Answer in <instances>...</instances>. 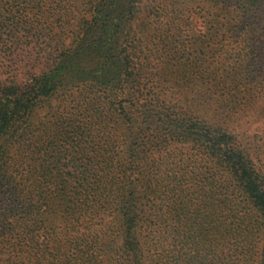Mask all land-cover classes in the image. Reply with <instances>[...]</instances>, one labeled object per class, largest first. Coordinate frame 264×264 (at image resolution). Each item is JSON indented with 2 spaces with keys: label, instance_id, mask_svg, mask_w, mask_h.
Masks as SVG:
<instances>
[{
  "label": "trees",
  "instance_id": "16d2710c",
  "mask_svg": "<svg viewBox=\"0 0 264 264\" xmlns=\"http://www.w3.org/2000/svg\"><path fill=\"white\" fill-rule=\"evenodd\" d=\"M156 1L0 0V70L8 73L7 84H0V141L10 128L14 134L17 125L22 155L30 146L27 138H36L30 129L33 109L44 97H52L77 80L83 81L86 91L96 87L102 91L104 104L123 114L131 128L135 123L130 115L141 111L146 128L154 131L144 139V134L139 132L138 136L130 129L128 167L122 169L119 180L112 178L106 185H101L99 179L106 166L105 160H99L100 153L93 151L85 156V147L80 145L76 146L81 151L77 155L70 151L74 144L68 147L65 166L71 171L67 174L70 178L61 181L59 197L64 210L59 218L70 226L68 232L77 233L69 241L75 251L71 255H61L55 241L53 250L46 252L55 224L39 231L49 222L43 220L40 210L44 209L46 219L52 218L48 212L52 211L54 197H43L42 191L35 194L32 185L28 189L25 182L32 173L25 175L19 189V206H5L9 215L15 217L19 213L16 225L23 246L25 242L34 244L23 251L20 246V252L28 254L19 255L17 264H264V140L259 146H252L233 122L239 114L237 95L241 94L244 81L237 70L250 58L256 59L257 67L264 71V0H160L174 14L172 23L187 14L186 20L196 14L202 21L210 22L206 33L209 39L217 35V29L228 28L227 36L219 40L224 43L226 39L228 48L219 53L217 65L197 74L199 87L213 86L218 91L225 81L229 83L227 94L212 96L216 106L212 117L186 105L185 92L172 102L167 95L162 98L149 89L142 110L129 98L131 91H138L142 85L137 74L151 62L152 50L145 46L146 35H152L150 41L158 37L162 43L158 51L163 55L162 67L158 68L161 75L172 74L174 62H178V71L183 73L185 65L180 60L203 45L202 38L196 44L187 34L181 33L176 39L170 29L156 30L150 21L158 14L150 9L160 3ZM162 8L166 9L165 4ZM141 16L146 17L138 21ZM188 22L193 24L191 19ZM165 24L170 27V22ZM197 55L202 61L205 52L201 58L199 52ZM228 58L232 63L230 70L226 67ZM113 63L118 64L119 72L109 73L100 84L106 65ZM253 78H247L252 91L263 93L258 97L241 95L245 104L260 101L264 107V82ZM20 79L25 84L19 96L13 98L9 89L18 88ZM101 97L86 102V111H91L89 123L95 113L102 112ZM203 98L210 99L209 95L197 99ZM126 100L127 106L123 102ZM69 123L73 131H81L74 119ZM60 131L64 133L63 129ZM174 142L198 148L211 163L212 171L200 177L174 169L163 174L162 162L151 157L154 152L147 156V143L160 149ZM40 167L42 175L55 168L45 171L44 165ZM107 212L110 220L103 224ZM3 214L0 212V216ZM93 225H101L98 232H92Z\"/></svg>",
  "mask_w": 264,
  "mask_h": 264
},
{
  "label": "rangeland",
  "instance_id": "374dc122",
  "mask_svg": "<svg viewBox=\"0 0 264 264\" xmlns=\"http://www.w3.org/2000/svg\"><path fill=\"white\" fill-rule=\"evenodd\" d=\"M156 2L160 3H155L153 7L150 8L153 12H158L156 16H152L150 19L153 26L155 25L154 28L156 30L161 28L170 29L169 32H172V34H174V38L176 37V39H179L181 33L187 34V37H189L190 40H196V44L202 38V41L204 40L203 45H201V48H193L192 53L187 52V55L180 60L183 65H185L183 73L178 71L181 70L178 62H174L175 66H173L172 70L175 74H169L168 72L165 73L167 74V76H165V74L161 75L158 73V68L162 67V64L160 63L163 55L158 52L161 51L160 48H162V43L158 41V37H156L154 41H150L152 39V35H146L145 46L152 50V55L149 57L151 62L145 66L141 74H137L141 79L142 85L138 91L132 90L129 98L135 101L136 107L139 110H142L144 109V104H146L145 99L147 96V90L149 89H152L155 93H159L162 98L167 95L168 100L172 102H175V98L180 97L181 94L185 92L184 97L187 98V101L185 100L184 103L186 105H190L194 109L201 110L200 112H206L207 117H212L213 112H215L213 110L216 108L212 96L227 94V85L229 83L228 81H225L218 91L215 87L213 88V86L199 87L197 74L199 71L204 73L209 69L213 70L217 65V60L220 59V57H218L219 53H222L221 51L223 48H228L226 39L224 43H219L221 38L227 36L226 31L228 28L221 27L219 30L217 29V35H214L211 39H209L208 36H206V33L209 30L210 22L207 20L202 21V18L193 14L189 17L193 24L189 25V19L186 20L188 16L187 14L185 16H181L179 21H174V23H172V15L174 14L169 11V6H166L165 2H167V0H165V2L160 0ZM143 3L149 4L150 0H143ZM164 4L166 9L162 8ZM205 8H209V5H205ZM247 13L250 15L251 11H247ZM144 17L146 16H141L138 21ZM168 22H170V27L165 24ZM137 33H139V35H145L144 32ZM157 35H159V33ZM144 37L145 36H143V38ZM149 37L151 39H149ZM171 43L176 46L173 41ZM197 52L200 53V58L205 52V57L202 61L198 59ZM158 54H160L161 57H158ZM243 64L244 66L237 70V72L239 71V78L241 77L244 79L240 86V93L243 95L246 94L247 96L248 94H252L258 97L263 93V91H256V93H254L251 87L252 83L249 84L247 78L249 76H254L253 79L257 82L260 81V79L264 82V71L258 68L259 63L256 59H245ZM113 65H106L107 70L105 71L104 69L100 84L105 78H107L109 73L115 75L119 72L118 64L113 63ZM226 65L225 66L228 67V70H230L232 63L229 58ZM108 70L110 71L108 72ZM234 75H237V73H234ZM7 76L8 73L5 71L3 73V69H1L0 84L2 87L8 82ZM188 77H190V79ZM21 79L18 88L9 89L13 98L16 95L19 96V91L22 90V86L25 84V80ZM164 79H168V81L172 82L169 83L167 81L168 83H164L162 82ZM174 80L180 87L174 85ZM186 80H190V82ZM100 84L98 86H100ZM241 94L237 95V99H240L238 103L240 108L238 110L239 114L234 116V126L237 130L243 132L244 135H247L246 138L252 142V146H259L264 140V107L260 106V101H257L253 105L246 101L245 104V97L243 98ZM99 95H102V103L100 106L102 112L95 113L92 117V122L89 123L91 111H86V102L89 99H95V97H98ZM104 95L105 94H102V91L97 90V87L91 92L86 91L83 81L80 82L77 80L76 84H71L67 87V89L59 90V92L53 94L52 97H44V99L33 109V116L30 119L31 124L29 123V120L28 124H30V129L33 130L36 138L32 140H28L29 138H27L26 141L30 144V146L22 155L19 154V127L17 125V131H15L14 134L11 133L13 132V128H10V133L6 136V138L0 141V149L2 152V158L0 159V212H5V214L0 216V264H17L19 262V255L25 256L28 254V252H20V246H23V242L20 241L19 228H17L16 225L19 213H16V216L13 217L9 215V211L5 210L6 205L8 209L12 208L14 205L19 206V189L22 188L21 184L24 182L25 175L32 173L29 180L25 182L28 189L31 188L32 185L35 194L38 191H42L43 193L41 195L43 197L47 195L54 197L51 201L52 211L48 212L52 215V218L46 219V214L43 212L44 209L41 208L40 210V213L43 214V220H49V222H46V224H44L39 231L45 227L55 224V234L52 238L48 239L47 242L49 244V248L46 252L53 250L52 242L55 241L61 248V255H64V253L71 255L75 251L71 248V245H69V241H71V236H75L77 233H74L72 230L68 232L70 226L67 225L63 219L59 218L64 210V203L62 202L63 199L61 196L59 197L61 181L63 179L66 180L68 177V171H71L67 166H65L66 160L69 158V156L65 154L68 147L74 144V147L70 148V151L71 153H78L81 152L80 147L78 148L76 146L82 145L81 148L85 147V156H90L93 151L100 153L101 157L99 160H105L106 166H103V169L105 170L102 177L99 176L101 177L99 179L101 180V185H106L110 183L112 178L113 180H119L123 174L122 169L128 167L126 151L128 150L127 145L131 142L129 136V133L131 132L130 129H132L134 134H138V136L139 132L141 135L144 134V139L147 138V134L150 136L151 134H154V131L147 129L146 124L143 123L141 111H134L132 112V115H130L132 121L135 123L131 128L128 119L124 117L123 114L114 111L108 104H104V101L106 102V100H104ZM203 95H209L210 99H208V101H204L206 98H203L202 100L197 99L198 96ZM127 97L122 98V100L127 99ZM123 102L126 106L129 104L127 100ZM78 104L82 105L78 106ZM146 108L148 109L150 107L146 106ZM70 119L75 120L74 124L76 127H80V132H75V130L73 131L71 128L72 124L69 123ZM17 122H19V120ZM60 129H63L64 133H61ZM73 133L74 136L72 137ZM67 136L70 137L66 138ZM137 141L139 140L137 139L135 142L137 143ZM147 144L149 148L147 156H149L150 152H154V155L151 154V157H153L155 161L162 162L161 170L163 171V174H170V169H174L175 172L182 174L187 173V176L194 174V176L200 177L207 175L212 171V165L209 160L200 154L198 148L190 144L174 142L172 145H168L160 149H155L154 145L150 147L151 143ZM77 155H79V153ZM21 160H24V163H21ZM40 164L44 165L43 168L44 170L46 168L45 171H47L48 168H55L51 173L42 175ZM97 171L99 174L101 173L100 170ZM189 185V183L185 184L187 187ZM112 191L114 192V190ZM112 196L114 195H111L110 197ZM106 215V218L104 215L103 224L108 223V220H110L108 212ZM100 227L101 225H93L91 230L96 233ZM78 229L83 231V228L81 227ZM25 243L26 246H23L24 249H22V251L29 245H34L29 242ZM28 258L32 257L28 256Z\"/></svg>",
  "mask_w": 264,
  "mask_h": 264
}]
</instances>
